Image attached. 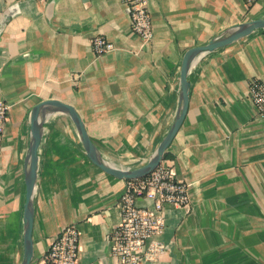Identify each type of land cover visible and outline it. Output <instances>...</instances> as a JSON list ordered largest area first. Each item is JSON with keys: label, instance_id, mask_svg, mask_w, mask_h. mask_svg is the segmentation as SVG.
<instances>
[{"label": "crops", "instance_id": "1", "mask_svg": "<svg viewBox=\"0 0 264 264\" xmlns=\"http://www.w3.org/2000/svg\"><path fill=\"white\" fill-rule=\"evenodd\" d=\"M153 40L130 30L123 0H0V264L23 254L24 159L28 116L41 101L69 104L102 157L134 169L152 155L178 102L179 65L190 48L228 27L264 16V0H149ZM114 49L97 56L90 41ZM188 110L163 162L188 185L187 209L166 208L162 246L143 264H264V114L247 91L264 82V31L201 57ZM32 263L68 225L79 234V264H120L108 238L120 221L126 180L90 163L70 120L44 123L38 151ZM138 206H149L144 199Z\"/></svg>", "mask_w": 264, "mask_h": 264}, {"label": "built area", "instance_id": "2", "mask_svg": "<svg viewBox=\"0 0 264 264\" xmlns=\"http://www.w3.org/2000/svg\"><path fill=\"white\" fill-rule=\"evenodd\" d=\"M260 0H241L250 7ZM128 11L130 30L144 43L153 40L149 0H123ZM90 47L97 56L110 53L114 49L112 42L103 36L90 41ZM247 100L256 115L264 114V82L252 80L247 91ZM9 106L0 102V136L8 122ZM144 199L149 206H138L136 201ZM190 202L188 185L179 181L173 169L165 162L149 175L126 180L118 200L120 221L109 238L110 254L120 264H143L153 261L162 246L150 242L154 235L164 229L166 208L187 209ZM79 234L73 225L64 227L53 239L44 255L31 264H79Z\"/></svg>", "mask_w": 264, "mask_h": 264}, {"label": "water", "instance_id": "3", "mask_svg": "<svg viewBox=\"0 0 264 264\" xmlns=\"http://www.w3.org/2000/svg\"><path fill=\"white\" fill-rule=\"evenodd\" d=\"M264 31V16L228 27L212 37L206 44L188 49L179 65V95L172 122L149 159L140 167L120 169L106 161L87 135L84 124L69 104L57 100H45L36 104L28 116L29 144L24 159V203L22 206L23 254L20 264H31L33 258L32 227L34 218V198L38 177L39 147L42 140L45 121L54 114L66 116L76 131V135L85 157L92 165L105 174L121 180L143 178L154 171L163 161V157L185 119L189 94V75L196 62L203 56L231 46L257 32Z\"/></svg>", "mask_w": 264, "mask_h": 264}, {"label": "trees", "instance_id": "4", "mask_svg": "<svg viewBox=\"0 0 264 264\" xmlns=\"http://www.w3.org/2000/svg\"><path fill=\"white\" fill-rule=\"evenodd\" d=\"M168 158H170V155L166 152L165 155H164V157H163V160H166Z\"/></svg>", "mask_w": 264, "mask_h": 264}]
</instances>
